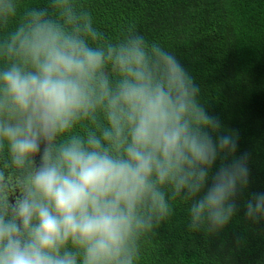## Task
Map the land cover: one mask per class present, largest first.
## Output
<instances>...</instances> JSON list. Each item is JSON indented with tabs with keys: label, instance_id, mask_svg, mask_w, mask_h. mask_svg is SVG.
Returning <instances> with one entry per match:
<instances>
[{
	"label": "clouds",
	"instance_id": "obj_1",
	"mask_svg": "<svg viewBox=\"0 0 264 264\" xmlns=\"http://www.w3.org/2000/svg\"><path fill=\"white\" fill-rule=\"evenodd\" d=\"M52 7L59 19L30 10L0 45L17 61L0 71V146L20 166L39 156L10 218L0 214V264H139L142 237L173 213L165 186L185 193L190 230L225 228L250 184L249 154L237 155V134L201 104L177 56L134 26L103 41L74 0ZM15 15L0 0V22ZM98 111L99 135L54 143L81 121L95 124ZM243 207L264 219V192Z\"/></svg>",
	"mask_w": 264,
	"mask_h": 264
},
{
	"label": "trees",
	"instance_id": "obj_2",
	"mask_svg": "<svg viewBox=\"0 0 264 264\" xmlns=\"http://www.w3.org/2000/svg\"><path fill=\"white\" fill-rule=\"evenodd\" d=\"M16 15L0 22V45L30 10L46 9L59 19L52 0H12ZM88 10L103 41L117 43L134 26L147 41L173 52L201 89L200 102L220 119L224 130L238 136L237 155L249 154L250 184L239 189V210L220 231L189 228L185 193L162 190L172 205L167 220L153 222L141 241L139 264H264V219L245 217L244 201L251 192H264V0H74ZM97 44L102 46V42ZM17 62L0 48V71ZM112 84L118 74L107 66ZM106 125L102 111L96 123L81 121L71 135L86 136ZM36 157L17 165L8 145L0 146V214L10 218L12 207L26 194ZM71 250V245H69Z\"/></svg>",
	"mask_w": 264,
	"mask_h": 264
},
{
	"label": "flooded vegetation",
	"instance_id": "obj_3",
	"mask_svg": "<svg viewBox=\"0 0 264 264\" xmlns=\"http://www.w3.org/2000/svg\"><path fill=\"white\" fill-rule=\"evenodd\" d=\"M38 160H39V156L37 155V157H36V163H37Z\"/></svg>",
	"mask_w": 264,
	"mask_h": 264
}]
</instances>
